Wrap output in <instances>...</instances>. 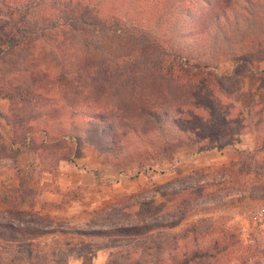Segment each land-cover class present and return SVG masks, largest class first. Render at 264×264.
<instances>
[{
    "label": "trees",
    "instance_id": "trees-1",
    "mask_svg": "<svg viewBox=\"0 0 264 264\" xmlns=\"http://www.w3.org/2000/svg\"><path fill=\"white\" fill-rule=\"evenodd\" d=\"M263 35L264 0H0V98L9 101L0 111V167L7 141L12 153L28 145L40 161L13 201L85 148L113 165L150 152L169 158L233 122L253 127L264 144V101L243 115L217 74L222 57L249 63ZM220 175L162 191L164 205L157 197L140 203L149 217L178 212L109 231L149 241L141 254L134 246L112 251L104 264H264V236L244 244L242 229L215 214L224 195L245 191L229 180L234 174ZM27 230L0 222V238ZM236 248L243 255L232 260Z\"/></svg>",
    "mask_w": 264,
    "mask_h": 264
},
{
    "label": "rangeland",
    "instance_id": "rangeland-1",
    "mask_svg": "<svg viewBox=\"0 0 264 264\" xmlns=\"http://www.w3.org/2000/svg\"><path fill=\"white\" fill-rule=\"evenodd\" d=\"M261 38L264 41V35ZM247 58L249 63L222 57L217 66L218 76L232 93L230 101L243 115L251 101H264V47L261 52L248 53ZM8 108L9 101L0 98V111L6 113ZM233 144L236 146L229 148ZM9 146L8 141L3 144L0 167V198L5 200L0 199V222L34 231L27 230L13 240L0 238V264H104L112 251L124 246L140 247L141 254L148 235L121 241L109 231L171 219L178 211L149 217L140 212L139 205L195 179L221 181L220 174H234L229 180L245 191L238 193L236 187L231 196L217 197L227 204L215 214L242 229L244 244L250 242V234L264 236V200L249 194H264V144L253 127L240 131L233 122L207 140L179 146L169 158L150 152L122 165H113L92 150L84 153L83 149L72 157L77 173L58 166L51 174L35 176L38 181H29L27 194L18 204L12 191L24 174H38L35 164L40 161L28 145L21 146L16 154ZM159 202L164 205L160 198ZM242 252L233 249L232 260Z\"/></svg>",
    "mask_w": 264,
    "mask_h": 264
},
{
    "label": "crops",
    "instance_id": "crops-1",
    "mask_svg": "<svg viewBox=\"0 0 264 264\" xmlns=\"http://www.w3.org/2000/svg\"><path fill=\"white\" fill-rule=\"evenodd\" d=\"M236 146V144L234 145H230L229 146V148H234ZM238 147V146H237ZM87 150H92L91 148H85L84 149V153H87ZM93 151V150H92ZM214 151V150H213ZM238 151V150H237ZM94 152V151H93ZM207 152H209V151H207ZM95 153V152H94ZM95 155H97L96 153H95ZM98 156V155H97ZM99 157V156H98ZM103 159V158H102ZM72 160H70V161H68V160H61L60 161V164H58V166H59V168H61V169H64V167H68V170H73L74 172H76L77 173V171L78 170H76L77 168H75L76 167V164H74V162H71ZM70 164V165H69ZM71 164H73L74 166H71ZM36 166H38V163H36L35 164ZM63 165H65V166H63ZM72 167V168H71ZM44 173H46V174H51V173H49V172H44ZM79 173V172H78ZM81 174H83V173H81ZM89 174V173H88Z\"/></svg>",
    "mask_w": 264,
    "mask_h": 264
}]
</instances>
